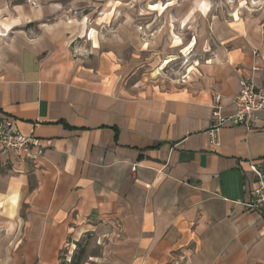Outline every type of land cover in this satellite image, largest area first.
<instances>
[{
    "label": "crops",
    "instance_id": "0c3cea01",
    "mask_svg": "<svg viewBox=\"0 0 264 264\" xmlns=\"http://www.w3.org/2000/svg\"><path fill=\"white\" fill-rule=\"evenodd\" d=\"M159 1L215 43L170 89L123 80L135 12L72 23L63 5L78 0H0V122L45 147L36 162L0 149V264H264V215L248 207L264 111L209 135L216 92L231 115L243 77L264 88V4L236 18L208 13L215 0ZM88 241L98 252L81 260Z\"/></svg>",
    "mask_w": 264,
    "mask_h": 264
},
{
    "label": "rangeland",
    "instance_id": "374dc122",
    "mask_svg": "<svg viewBox=\"0 0 264 264\" xmlns=\"http://www.w3.org/2000/svg\"><path fill=\"white\" fill-rule=\"evenodd\" d=\"M100 1L78 0L74 7L64 3L63 6L68 12L67 21L99 24L129 19L134 14L132 11L138 15L136 18L139 30L138 46L130 45L119 61L124 67L123 80L130 85H138L140 89L147 87L170 89L182 86L180 83L182 78L191 76L192 79L199 66L208 62L214 52L215 43L212 38L205 44L199 43L193 35L194 28L184 27V25L179 27L172 20V22L167 21L171 18L175 19L166 9L169 6L168 3L162 4L163 2L159 0ZM255 4H260L262 7L264 0H215L213 5L209 6L208 13L219 6L226 13L235 11V17L238 18V9H256L258 7L251 6ZM53 17L56 19L58 16ZM108 29L110 32L114 31L113 26ZM30 30L34 32V26ZM153 38L159 41L156 39L154 41ZM187 39L190 42L180 51L175 52V46L181 45ZM89 238L90 236L87 237ZM86 245L83 248L81 260L89 253L98 252L94 243L89 242ZM65 254H68L67 250L63 251L62 256L65 257Z\"/></svg>",
    "mask_w": 264,
    "mask_h": 264
},
{
    "label": "built area",
    "instance_id": "2783aa9c",
    "mask_svg": "<svg viewBox=\"0 0 264 264\" xmlns=\"http://www.w3.org/2000/svg\"><path fill=\"white\" fill-rule=\"evenodd\" d=\"M190 77L185 76L180 83L182 85L188 84L191 80ZM240 85V92L236 97L237 110L234 114L225 115L223 113L222 94L219 92L214 94L213 122L209 130L210 138L214 144H219L220 130L226 124L251 127V121L257 119L256 113L264 111V88L256 86L253 76L243 77ZM32 148H36V150L33 151ZM0 149L13 151L22 160L30 159L36 162L42 157L45 147L41 145L33 133L22 134L14 122L4 119L0 122ZM250 168L256 175V181L250 192L251 200L248 207L260 209L264 215V167L251 161Z\"/></svg>",
    "mask_w": 264,
    "mask_h": 264
},
{
    "label": "trees",
    "instance_id": "16d2710c",
    "mask_svg": "<svg viewBox=\"0 0 264 264\" xmlns=\"http://www.w3.org/2000/svg\"><path fill=\"white\" fill-rule=\"evenodd\" d=\"M74 258H75V256H74V257L72 258V260H71L73 264H75V262H74Z\"/></svg>",
    "mask_w": 264,
    "mask_h": 264
}]
</instances>
